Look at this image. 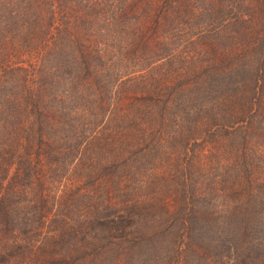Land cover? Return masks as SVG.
<instances>
[{"label":"trees","instance_id":"1","mask_svg":"<svg viewBox=\"0 0 264 264\" xmlns=\"http://www.w3.org/2000/svg\"><path fill=\"white\" fill-rule=\"evenodd\" d=\"M187 44L197 48L188 66L177 67V52ZM147 67L169 69L177 79L154 83L117 109L120 87ZM150 127L165 132L181 157L159 179L179 183L171 213L158 210L162 184L133 175L149 164L151 150L133 136ZM207 137L229 147L203 171L188 148ZM249 137L264 141V0H0V264H111V245L128 243L126 230L141 222L154 228L153 239L177 228L160 238L174 243L173 250L186 238L223 244L227 234L230 243L244 241L256 225L249 220L253 208L264 203L242 191L250 187L248 173L264 161L248 149ZM80 169L91 188L84 193H103L94 190L105 189L109 178L122 209L103 201L80 207L79 186L58 193L66 174ZM124 177L138 180L139 189L151 187L152 195L124 201L120 192L130 187ZM198 178L208 189L201 203ZM242 178L240 189L232 187ZM218 198L226 211L206 210ZM92 214L90 229H82ZM49 222L59 227V238L68 235L69 245L60 248L55 234L43 231ZM83 232L90 259L79 251ZM38 243L59 245L57 257L25 259Z\"/></svg>","mask_w":264,"mask_h":264},{"label":"rangeland","instance_id":"2","mask_svg":"<svg viewBox=\"0 0 264 264\" xmlns=\"http://www.w3.org/2000/svg\"><path fill=\"white\" fill-rule=\"evenodd\" d=\"M195 48H197L196 44H187L185 47L180 48L177 52V55L181 59L176 62V66L182 67L186 63H188L187 59L189 58L191 53H194ZM157 64L158 62H154L151 66L154 67L157 66ZM135 74L142 75V77H138L136 78V80L128 82L120 87V95L118 97L116 107L117 109H125L127 107L126 105L130 103L131 99H133L134 97H141L145 95L148 89H153V86L155 85L154 83H160L164 85L169 84L177 79V76L175 75L176 72L172 73L169 69L161 70L160 68H157L154 71H149V67H147L141 71L135 72ZM163 129L165 128L163 127ZM132 130H136V128ZM156 130L157 129H153L150 127L144 134H142V132H136L134 134L133 137L137 139V141L139 137H142L145 140L146 145L150 146L151 150L149 156V164L138 166L133 175L135 178L144 177V181H146L147 183L153 181L157 184L160 183L161 185L162 180L159 181V179L161 178L160 176L162 175V173L166 176L167 173L172 170L175 165L179 164L181 157L178 156V152L175 146L171 144L170 141L166 138L165 132L159 133ZM126 139L128 143H133L132 137L130 135L126 136ZM194 142H196V144H193L192 142L189 144V146L192 144L193 147L192 149L188 148V155L192 156V161L195 165L198 166L197 168L201 167L200 169L203 171H205V169L210 164L216 163L215 156L221 155L222 153H227L226 149H228L229 147L223 146L221 142L217 145L213 141H211L209 137H207L206 140L197 138ZM263 143V137H249L248 149H250V152L252 151V149H254L264 157ZM220 159V164H223L226 161V156L222 155L219 160ZM152 163L154 165L157 164L158 166H160V168H158L157 171L153 170L152 168H150L152 167ZM79 172V174H71V172L66 174L65 178L61 181L58 193L61 194L63 191H68L70 187L76 188L77 186H79L82 187V190L80 191L83 193V197H81L80 199V207H83L84 205L93 206L103 201L112 205V207L122 209L123 204L119 202L121 197L119 194H115L112 182L109 180V178L104 182V185L106 186L105 189L94 190L102 191L103 193H93V196L92 194L83 192L91 188L89 186V183H83L84 181L81 180V169L79 170ZM247 176V180L249 179L250 182V187L243 188L242 191H251L256 201H258V199L262 197L264 198V161L262 163H258L257 167L252 170V173L250 171ZM125 179H123V181L127 182L130 187L129 189L122 188V191L120 192L125 196L126 200L124 201H129L134 196L138 197L139 194L144 195L145 197L152 195L153 189L151 187L146 186L139 189L137 188L138 180H134L133 177L131 179L128 178L127 180ZM240 181L241 182L234 183L232 187L240 189L246 182V178H242ZM164 184H167L168 186L164 188ZM177 184H179L178 181L171 183V181L168 180L165 181L159 188H157L159 195L163 197L161 206L158 210H160L161 207L164 206L170 213L173 211L176 202V196L178 194L175 191V189L178 187ZM196 185L197 186L195 189V194L199 195L198 202L201 203L203 195L205 191H208V189L206 188V182L202 178L197 179ZM173 186L175 187V189L172 188ZM216 187L221 188V183H217ZM166 189H168L167 192H164ZM64 196H66V194H64ZM232 200V196L229 195L226 201L230 202ZM259 203L260 201H258L257 205L253 208V215L249 218V220L256 225L247 231V236L243 238L244 241L237 240L235 244L234 242L230 243L229 241H232L233 239L232 237L227 236V234L226 236L224 234H221L222 240L225 241L223 244L222 241L215 242L209 240H201L197 242H193V240H191L190 242V239L186 238L185 240L181 241L176 240V248L173 250L174 243H171V246H166L164 245L165 241L163 240H165L166 237L177 233V228L168 227L165 233L164 231H160L159 236L153 239V236L155 235L153 233L154 228L146 225L144 222H141L139 224H133L129 226V228L126 230V232H129L128 243H121V247L119 249H117V247L113 244L111 245L114 247L112 248L115 251L114 253H116L115 256H113L111 264H264V214L261 215L264 212V203ZM99 205L100 204L97 205V210L101 211ZM205 206H207L206 210L213 209V211H218L220 213H223L227 209L224 206L223 198H218L216 204L215 202L214 204L211 202L210 204H205ZM96 214L85 217L82 224V229H90L87 219ZM66 219L67 221H71L68 216L66 217ZM71 224L72 223H67V225ZM56 228H59L56 226V223L49 222L48 225H46L45 229H43V231H52L49 233L55 234L57 242L58 240L60 242V248L69 245L68 235L64 234L62 238H59L58 229ZM156 228H158V226ZM162 236L163 240H160ZM71 237L73 238L72 232ZM77 239H80V242L78 244L81 245V249H79V251L82 250L84 255L87 256V259H90V253L92 252L87 248H84L87 247L86 241L88 239L85 235V232H83L80 237H78L77 234ZM59 245L56 246V244H53L52 246H47L38 243L37 245L30 246L27 251L24 252V254L26 255L25 259L30 257V259H32L33 261L41 263V261H46L48 260V258H51V255L57 257V255H55L53 251H59ZM103 248L105 250L109 249L108 246H105ZM119 255L120 258H118ZM167 255L172 256L169 262H167L168 260H166ZM12 257H15L16 259L15 260L12 258V263H17V261L20 260V258L16 255ZM74 257L75 261H80L76 258V255H74ZM123 259L127 260L123 261Z\"/></svg>","mask_w":264,"mask_h":264}]
</instances>
